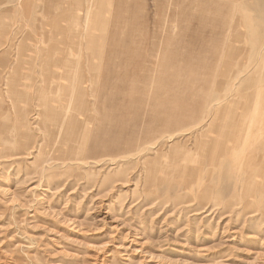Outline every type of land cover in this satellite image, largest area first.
<instances>
[{
  "label": "rangeland",
  "instance_id": "rangeland-1",
  "mask_svg": "<svg viewBox=\"0 0 264 264\" xmlns=\"http://www.w3.org/2000/svg\"><path fill=\"white\" fill-rule=\"evenodd\" d=\"M69 50L80 161L77 126L40 155ZM259 126L264 0H0V264H264L239 166Z\"/></svg>",
  "mask_w": 264,
  "mask_h": 264
},
{
  "label": "bare ground",
  "instance_id": "bare-ground-1",
  "mask_svg": "<svg viewBox=\"0 0 264 264\" xmlns=\"http://www.w3.org/2000/svg\"><path fill=\"white\" fill-rule=\"evenodd\" d=\"M61 51H62V48H61ZM61 51L58 50L57 55H60L61 53L59 52ZM73 55L74 53L72 51L69 52L66 57L68 59L66 60L67 62L62 63L61 67H59L58 69L52 70V79H51V83L49 86L50 90H52L51 92H54L53 94L58 96L59 98L67 96V97H70V99L72 100H69V101L59 100V102L57 103H54L55 100H49L45 102V104H43L44 108L42 112L38 114V116L40 118H45L43 120V123H44L43 131L45 133V136L49 138L48 133H50V131H52L53 128L54 130L58 129V133H57V137L53 141H50V143L48 142V144L50 145L49 146L50 150L47 152V150H45L44 148L45 154L41 153L40 155L48 157V155L57 154L59 152L56 149L57 147L66 146L70 143L69 138L68 140H66V142H62V139H63L62 136H64V138H67L68 136L67 133H65L64 135L62 134V129L65 128L67 125L69 127L77 126V128H79L80 130V132L76 134L78 136L76 139L78 140L73 139V142H72L73 144H70L71 150L68 152L69 158L66 157V159L64 160L73 159V160L80 161L81 155L83 154L81 151V148L84 145V144H81V138L85 134L84 132H82V130H83V127H86L87 124H89L90 122L85 114H88L90 112V108H89V103L86 99L87 92H86L85 86L82 88L81 92H76L74 94L77 88V85L76 84L73 85V82H74V78L72 75L73 72L69 73L70 65H71V57ZM20 87H21V90H26L29 88L28 84L25 82H23L20 85ZM78 95H81V97L78 98ZM28 123L29 122H27L26 124L20 123L18 126L20 134L23 136V138H25L24 135L26 134V130L30 131ZM254 133H258V137L257 138L254 137L253 140L249 142V146L251 150L240 161L239 166L245 167L248 171L247 173L249 174L247 187L243 189V192L245 194L244 195L245 196L244 197L245 210L254 208L255 210L251 212L258 213L260 211L259 210L260 205L262 204L255 201L256 200L255 193L259 187L264 186L262 185V182L264 181V128L263 126L257 127L256 130H254ZM232 141L233 140L229 139V141H225L224 144L223 143L220 144V142H216L214 144L215 145L214 150L216 151L219 148H222V150H225L226 151L225 153L227 154L230 152V150L233 147ZM11 142L12 141H7L6 144L11 143ZM45 143L47 144L46 141ZM17 145H19L18 149L21 148L22 145L24 147L25 146L24 140H20L19 144ZM18 154H21V153H18ZM215 161L216 160L214 157L211 158L210 159L211 165L216 163ZM261 210L264 213V207H262Z\"/></svg>",
  "mask_w": 264,
  "mask_h": 264
}]
</instances>
